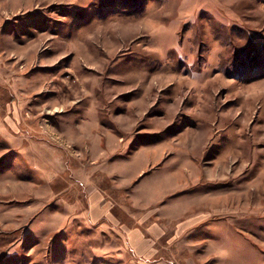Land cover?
Returning a JSON list of instances; mask_svg holds the SVG:
<instances>
[{
  "label": "rangeland",
  "instance_id": "1",
  "mask_svg": "<svg viewBox=\"0 0 264 264\" xmlns=\"http://www.w3.org/2000/svg\"><path fill=\"white\" fill-rule=\"evenodd\" d=\"M0 264H264V0H0Z\"/></svg>",
  "mask_w": 264,
  "mask_h": 264
},
{
  "label": "crops",
  "instance_id": "2",
  "mask_svg": "<svg viewBox=\"0 0 264 264\" xmlns=\"http://www.w3.org/2000/svg\"><path fill=\"white\" fill-rule=\"evenodd\" d=\"M145 163H146V161H145ZM144 163V164H145ZM140 170H143L142 168L140 169ZM140 170H138L137 171V173L140 171ZM132 176H130V179L128 180V181H130L131 179H133L134 178V172L132 171ZM127 181V182H128ZM91 194H92V196H91V198H93L94 199V201H95V203H97V201H98V199L100 200V196L98 195V193L96 194L95 192H94V189H93V191H91ZM96 205H98V204H96ZM136 236V234L134 235V236H132V237H130L131 238V243H132V245L134 246H136L137 248H138V250H141V251H143V252H146V249H145V247L142 245V243L140 242V241H137V240H135L136 238H134ZM134 246V247H135ZM135 247V248H136Z\"/></svg>",
  "mask_w": 264,
  "mask_h": 264
}]
</instances>
